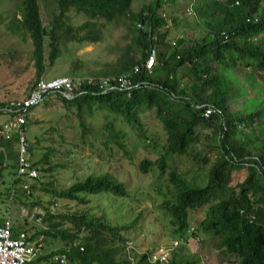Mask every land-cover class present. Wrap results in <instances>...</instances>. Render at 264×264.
<instances>
[{
	"label": "trees",
	"instance_id": "1",
	"mask_svg": "<svg viewBox=\"0 0 264 264\" xmlns=\"http://www.w3.org/2000/svg\"><path fill=\"white\" fill-rule=\"evenodd\" d=\"M39 1L17 0L15 11L20 18L14 15L6 25L14 36L30 39L34 84L43 80L46 61L54 64L66 44L100 41L95 22L103 20L120 27L128 22L131 42L118 49L110 70L96 75L90 84L85 80L71 100L60 93L54 95L68 111L74 109L80 121V136L87 138L89 146L96 143L99 134H94L93 126L84 120L95 115L108 119L104 124L106 141L100 143L105 150L96 154L97 158L105 154L111 164L127 160L135 166L142 190L129 188L109 171L90 174L66 190L53 189L52 182L46 189L39 177L32 181L17 177L16 151L11 168L13 183L18 187L15 193L20 190L30 197L40 191L43 196H37L32 205L46 213L41 220L47 225L45 230H32L31 234L22 232L31 243H39L37 239L42 236L63 245L49 254H44L42 248L33 264H57L55 259L61 257L66 264H130L123 258L127 234L136 237L141 231L146 238L154 237L156 227L161 228L169 244L182 242L169 252L166 264H200L196 255L186 251L185 242H200L204 236L217 240L223 259L220 264H264V21L257 23L251 18L264 9V0H196L193 12L203 31L189 38L174 35L172 28H166L165 18L158 14L162 0L152 1L138 13L131 10L133 0H42L46 1L44 9L58 11L47 27L43 26ZM70 10L85 15L88 21L73 30L63 22ZM177 23L172 18V27ZM81 33L84 36L77 38ZM156 47V65L147 70L145 63ZM260 73L262 84L251 75ZM127 74L133 86L128 92L120 90L115 82H110L112 89L102 86L104 79L118 80ZM7 106L0 103V114ZM209 109L213 112L206 115ZM141 111L152 112L165 135L164 144L158 145L156 136L144 131ZM8 114L10 121L13 115ZM118 117L122 119L119 126L115 122ZM26 129L27 124L22 132ZM131 135L137 140L130 145H141L147 154L139 162L125 146ZM5 143L17 144L16 135ZM198 145H202L200 150L216 154L204 186L196 185L194 180L188 182L170 166L182 157L198 163L194 151ZM53 154L49 148L32 163V168L50 176L56 169H64L66 164L49 161ZM206 162L204 159L201 164ZM244 169L246 179L231 187L233 174ZM153 183L157 194H162L158 191L162 184L173 191L164 195L168 199L157 207L139 209L146 186ZM51 200H66L80 210L50 215ZM147 209L154 214L151 220L146 218ZM200 212L204 213L203 219L197 217ZM192 217L195 227L190 225ZM20 233L13 227L14 237ZM148 255L134 256V263L159 264L151 263Z\"/></svg>",
	"mask_w": 264,
	"mask_h": 264
},
{
	"label": "rangeland",
	"instance_id": "2",
	"mask_svg": "<svg viewBox=\"0 0 264 264\" xmlns=\"http://www.w3.org/2000/svg\"><path fill=\"white\" fill-rule=\"evenodd\" d=\"M152 1L154 0H133L131 10L133 13H138ZM16 2L17 0H0L1 104L24 99L34 84L36 77L32 60L33 46L30 39L26 36L23 38L21 36H14L10 31H7L6 25L10 23L13 16L15 15L17 18H20V15L15 11ZM45 3L46 1L42 2L41 0L38 4L43 26L47 27L51 24L53 17L58 16V11H52V9L51 11H47L44 9ZM195 4L196 0H166L164 6L158 9V14L161 17H165L166 24L173 29L171 31L172 34L174 33V35L186 38L197 37L202 33L203 29L198 23L197 17L189 12L191 5L194 7ZM172 18L177 19L178 23L176 27H172L171 25ZM87 21L88 19L85 15L76 13L73 10L66 13L63 19V22L73 30H76ZM127 23L125 22L120 27L107 25L103 20L95 22L97 26L94 30L99 34L100 41L96 44L77 42L66 44L64 48H60L62 55L60 58H57L54 64L49 65L48 61H46L47 69L42 79L49 82L57 78L68 77L82 82L83 80L94 79L96 75L110 70L118 58V49L127 46L131 42L132 36L127 31ZM83 34L81 33L77 38L83 37ZM47 53L48 48L45 47L46 57ZM156 53L159 54L158 49ZM251 75H253L252 77L255 79V82L262 84L261 77L263 74ZM71 97L68 96L67 99H72ZM140 115L144 131L148 134H154L158 145L164 144L165 135H163L159 123L152 112L141 111ZM2 119L4 120L5 116ZM84 122L93 126L94 134H99L96 143L92 146L86 144L87 138H81L80 136V121L75 116L74 109L68 111L64 107L62 100L54 94H50L44 102L30 110L24 136L27 141V153L31 163L38 162L47 153V150L52 148L54 154L49 156V161L54 165H58L59 163L66 164L64 169H56L52 176L42 175L38 172L39 179H42V183L45 185L43 187L48 189V184L52 182L53 189L57 191L66 190L77 181L84 180L90 174H104L109 171L116 175L123 184H128L129 188L142 190L141 184L138 183V173L134 172L136 168L134 165L129 164L127 160L123 159L111 164L106 161L105 154L100 159L101 161L97 158L96 154H103L102 151L105 150L100 143L106 141L105 133L107 131L104 128V124L108 122V119H105L102 115H95L93 119L89 120L86 118ZM115 122L119 126L122 122L121 117H118ZM120 128L121 130L131 132L129 129H125V127ZM136 140L135 136H128L125 146L132 156H134L135 161L139 162L147 154L140 149L141 145L137 147L130 145V143ZM15 146L16 150H18V144H14ZM110 146L115 148L112 144ZM201 148L202 145H198L194 150L198 156V163L192 159L182 157L174 159L175 161L170 165L173 168L175 167L177 173L185 177L188 182L194 180V183L198 186L206 184L205 176L216 158L215 153L202 151L200 150ZM149 156L154 157L150 153ZM204 159L207 162L201 164V161ZM12 165V159L9 158L7 167L1 172L5 184L0 187V219L9 221L16 230L21 232L26 231L29 233L32 230H45L47 225L41 219L46 216V213L40 207L32 205L34 202H37L39 196L41 197L42 193L38 190L42 187L39 186L38 192L34 196L29 195L30 197L23 196L20 190L18 193H15L18 187L13 183ZM246 175L245 169L235 172L230 186L234 187L236 184L243 182L246 179ZM166 186V184H162L158 190L162 193L161 195L155 191L157 185L154 183L146 186L145 195L141 199L142 201L139 202V209H143L146 206H153L154 208L167 200L168 197L163 198L164 195L167 196L168 192L173 190L171 189L172 187L168 189ZM51 202L49 214L53 216L80 210V208L66 200H51ZM146 213V218L151 220L154 215L152 210L147 209ZM203 214V212H200L197 214V217L203 219ZM25 223L26 225H24ZM190 225L195 227L193 217ZM66 226L68 225H64V228ZM160 230V227H156L155 236H150L149 238H146L141 231L138 232L136 237L131 232L128 233L126 256L123 258L130 264H135L134 256H140L145 252H149L148 258L151 263L156 261L161 253L165 257L169 251L168 247L170 244L164 239ZM37 240L42 245L44 254H49L51 251H56L63 246L60 241L52 243L45 240L42 236L38 237ZM44 240L46 242L43 243ZM216 243V239L204 236L200 242L194 239L187 240L185 247L186 251L197 256L200 264H220L223 259H221ZM174 245L175 243H173Z\"/></svg>",
	"mask_w": 264,
	"mask_h": 264
},
{
	"label": "built area",
	"instance_id": "3",
	"mask_svg": "<svg viewBox=\"0 0 264 264\" xmlns=\"http://www.w3.org/2000/svg\"><path fill=\"white\" fill-rule=\"evenodd\" d=\"M152 63L148 66L150 67ZM137 73V69L134 70ZM85 80L75 81L73 79L62 77L46 82L40 80L30 89L26 98L10 102L7 111L13 115L12 119L0 126V142L18 140V170L17 177L32 181L38 178V172L32 168L27 153V141L23 135L22 128L26 124L29 112L32 108L41 104L50 94L60 93L64 98L75 96L79 86ZM110 82L119 84L122 91H130L133 86L130 81V74L121 76L118 80H102V86L112 89ZM90 84V81H87ZM212 110H207L206 115L211 114ZM28 190V186L24 187ZM42 245L40 243H31L27 239V234L21 232L16 237L13 236V226L9 221L0 225V264H33L41 253ZM167 255V253H166ZM164 256V255H163ZM164 259V257H162ZM57 264H66L64 257L56 258Z\"/></svg>",
	"mask_w": 264,
	"mask_h": 264
},
{
	"label": "clouds",
	"instance_id": "4",
	"mask_svg": "<svg viewBox=\"0 0 264 264\" xmlns=\"http://www.w3.org/2000/svg\"><path fill=\"white\" fill-rule=\"evenodd\" d=\"M165 1L166 0H162V6H164V3H165ZM215 2H223L224 0H214ZM194 7H195V5H194ZM194 7H193V5H191V9L189 10V12L191 13V14H193V15H195L194 14ZM165 18V17H164ZM252 20L254 21V22H257V23H259L260 21H264V9L262 10V11H260L259 13H257V14H255V15H253L252 17ZM168 27H170V26H168V24H166V28H168ZM157 47L151 52V55L148 57V59H147V61H146V63H145V67H146V69L147 70H151L154 66H155V64H156V59H157ZM150 63H152L151 64V66L149 67L148 65L150 64ZM68 78V77H67ZM90 81V80H89ZM34 85V84H33ZM32 85V86H33ZM31 86V87H32ZM31 89V88H30ZM133 89V88H132ZM29 94V93H28ZM28 94H27V96H28ZM56 94V93H55ZM26 96V97H27ZM62 96V95H61ZM25 97V98H26ZM63 97V96H62ZM64 98V97H63ZM74 98V97H73ZM72 98V99H73ZM46 99V98H45ZM67 99V98H66ZM68 100H71V99H68ZM45 101V100H44ZM43 101V102H44ZM10 103V102H9ZM9 103H7V105L9 104ZM34 108H36V107H34ZM34 108H32V109H34ZM7 110V107L5 108V110L4 111H6ZM8 112V111H7ZM9 113V112H8ZM26 123H27V120H26ZM23 135H24V133H23ZM5 142H8V141H5ZM18 144V143H17ZM17 152H18V150H17ZM31 162V161H30ZM189 240V239H188ZM180 242L181 241H173V242H171L170 243V245H169V251L167 252V255L164 257V259H162L161 257H163V253H161L160 255H159V257L156 259V261L159 263V264H166V262L168 261V259H169V252H171V250L172 249H175V248H177L178 247V245L180 244ZM173 243H175V245L173 246ZM182 243V242H181ZM155 262V261H154Z\"/></svg>",
	"mask_w": 264,
	"mask_h": 264
},
{
	"label": "crops",
	"instance_id": "5",
	"mask_svg": "<svg viewBox=\"0 0 264 264\" xmlns=\"http://www.w3.org/2000/svg\"><path fill=\"white\" fill-rule=\"evenodd\" d=\"M5 116V119L2 121L1 118ZM9 114L6 112H1L0 114V125L3 124L4 122H7L9 120ZM16 146L14 147V144H6L4 143H0V187L4 186V177L2 175V171L3 169L5 170V168L7 167V163L9 158L12 159L13 154L16 152ZM13 160V159H12ZM1 189V188H0ZM5 221V219H0V225L2 224V222Z\"/></svg>",
	"mask_w": 264,
	"mask_h": 264
}]
</instances>
